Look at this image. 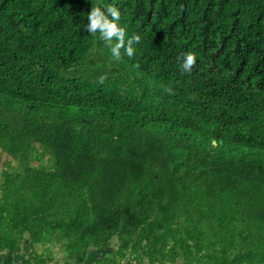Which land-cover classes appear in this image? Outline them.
I'll return each instance as SVG.
<instances>
[{
	"label": "trees",
	"instance_id": "obj_1",
	"mask_svg": "<svg viewBox=\"0 0 264 264\" xmlns=\"http://www.w3.org/2000/svg\"><path fill=\"white\" fill-rule=\"evenodd\" d=\"M94 6L119 10L126 42L140 37L134 54L122 48L121 58L149 82L150 100L129 85L81 84L68 73L95 45L96 35L84 29ZM187 53L196 57L190 73L180 67ZM0 109L27 119L12 129L0 124L3 145L13 142L3 132L13 130L66 148L58 169L28 178L31 207L19 202L22 181L7 178L2 226L9 214L13 220L25 212L39 233L48 218L59 220L57 199L63 207L92 198L111 216L133 204L147 216L159 205L171 219L183 211V198L196 195L187 207L190 230L211 217L228 241L248 237L241 217L206 203L213 189L201 180L247 183L264 192V0H0ZM65 116L73 129L61 126ZM101 153L106 161H87ZM132 158L161 170L139 176L134 186L126 164ZM98 175L109 195L104 203L96 197Z\"/></svg>",
	"mask_w": 264,
	"mask_h": 264
},
{
	"label": "rangeland",
	"instance_id": "obj_2",
	"mask_svg": "<svg viewBox=\"0 0 264 264\" xmlns=\"http://www.w3.org/2000/svg\"><path fill=\"white\" fill-rule=\"evenodd\" d=\"M68 73L81 84L99 81L103 75L107 77L104 82L129 85L143 101L152 97V90H147L151 89L150 84L143 74L133 71L121 57L114 59L99 33L89 55ZM26 122L21 113L0 109V124L12 129ZM73 122L65 116L61 126L73 129ZM3 133L17 145L9 141L3 145L0 139V199L8 189L7 178L16 176L23 183L19 202L31 207L35 199L27 188L28 178L58 169L66 148L52 144L45 146L31 134L27 137V134L13 130ZM107 158L104 153L94 154L90 160L88 156L87 161L102 163ZM126 164L132 185L151 169L153 172L161 170L159 165L153 164L150 168L133 158ZM102 182L103 178L98 175L94 184L98 189L96 197L104 203L109 195ZM222 182L217 179L208 183L202 179L204 187L210 185L213 189L204 195V199L210 206H219L226 213L235 215V219L241 217V228L251 233L248 237H233L228 241L222 226L214 223L211 217L199 225L200 229L190 230L192 227H187L186 218L191 217L193 211L187 207L196 195L183 198L180 208L183 211L177 209L171 219L162 216L165 210L159 205H155L147 216L136 204L130 209L121 207L111 216L101 213V204L92 198L72 200L63 207L57 199L54 207L59 210V220L48 218L39 233L35 231L33 215L25 212L13 220L14 213L9 214L6 218L11 221L7 220L3 226L0 222V246L5 244L10 248L3 250L0 247V264H264V224L260 221L264 216V192L247 183ZM214 190H219V194L214 195ZM103 244H106L104 254L101 252ZM9 256H12L11 261Z\"/></svg>",
	"mask_w": 264,
	"mask_h": 264
},
{
	"label": "clouds",
	"instance_id": "obj_3",
	"mask_svg": "<svg viewBox=\"0 0 264 264\" xmlns=\"http://www.w3.org/2000/svg\"><path fill=\"white\" fill-rule=\"evenodd\" d=\"M111 17V19L109 18ZM120 19V12L115 7H107L106 11L100 7H91L88 13V23L84 25V29L92 34L99 33V38L104 41L106 47L110 49L111 55L114 59L119 60L121 57V49H125L127 55L131 57L134 54L132 45L140 42L138 35H133L127 39L126 42V30L120 27L117 23ZM196 63V57L192 53H187L183 62L180 65L182 71L190 73L193 66ZM107 79L106 76L99 78V83L103 84ZM166 92L171 93V88H165Z\"/></svg>",
	"mask_w": 264,
	"mask_h": 264
}]
</instances>
